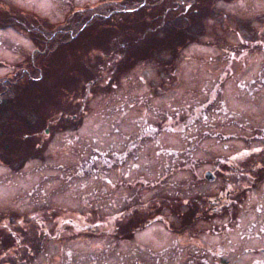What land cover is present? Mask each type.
Here are the masks:
<instances>
[{"label":"rangeland","instance_id":"rangeland-1","mask_svg":"<svg viewBox=\"0 0 264 264\" xmlns=\"http://www.w3.org/2000/svg\"><path fill=\"white\" fill-rule=\"evenodd\" d=\"M171 1L0 0V83L23 72L41 84L17 113L35 129H22L30 148L0 161V264H197L186 258L221 239L241 253L264 224V179L235 190L215 170L261 152L259 130L237 122L264 115V86L248 84L264 76V46L243 45L264 40V0ZM153 205L165 210L128 236L119 220ZM22 238L39 252L14 255Z\"/></svg>","mask_w":264,"mask_h":264},{"label":"trees","instance_id":"trees-1","mask_svg":"<svg viewBox=\"0 0 264 264\" xmlns=\"http://www.w3.org/2000/svg\"><path fill=\"white\" fill-rule=\"evenodd\" d=\"M105 20H109V18L105 19ZM86 23H88V21ZM119 23H121V22H119ZM119 23L111 26V28L104 25L102 27V29L103 30L118 31V29H120ZM79 31H82L81 28H79ZM67 35L68 34H65L62 37H65ZM69 43H65L64 45L69 44ZM58 60H59L58 61V68L61 67V64H63V66H64L63 74L62 75L59 74L61 79H62V77H64V75H66L68 78L72 79V77L70 75H68L72 69L70 70L68 68V66H67V68H65V57L63 56L62 58H58ZM38 63L41 65V71L45 72V70H47L48 67L50 70L52 69V72L55 71V69H54L55 66L52 68V64L50 63V60L45 62V64L48 63L47 64L48 67L44 66L43 59H41ZM22 73H18L17 75L15 74L13 79L10 78V80H7L3 84L0 83V161H2L4 159H8L9 156H14V155L18 154L19 152H21L22 155H24L27 152L28 148H30V147H28L27 149L25 148V142L28 140L25 138L27 135L22 134V132H23L22 129H28L30 131L31 130L35 131L34 127L32 125H30L28 122H26L25 117H22L21 115H18L17 113H19L20 108L22 109L23 101L26 99V97L28 95L33 94L34 97H36V94H37L38 90L40 89L41 84L38 81H35L33 79L28 78V76H25ZM43 74H46V73H43ZM26 89H27V92H25ZM9 112H14L15 114L18 115L17 116L15 114H12V115H15L14 118L17 117L16 121L14 119L13 126H8V125L2 124V121L8 120V118L11 119L10 117H8ZM28 145H29V143H28ZM245 171L247 173H249V170H245ZM228 179H230V178H228ZM230 183H231L230 186H232L236 190L242 183H244V181L230 179ZM153 206H154V208L152 209L153 211L152 210L151 211H149V210L142 211L141 210L140 212L136 211L134 213L131 210L126 214L125 217H123L121 220H119V223H122L125 227L127 224L130 226H133L130 228V232H129L128 236H132V235H134L135 232L139 231L142 228L143 223L147 222V219L149 220L152 217L151 213H153V214L155 213V216H159V214L161 213V210H163V208H164L163 206H159V207L156 205H153ZM200 208H201V210H199L200 214L198 216L202 217L201 216L202 214L206 215L208 213V211L204 212L202 210L203 206H201ZM122 224H119V225L121 226ZM119 225H118V227H119ZM114 230H115V228L113 229V231ZM126 234L120 233L118 228H116V231L114 232V236L117 237L118 239H122ZM22 239H24V238H22ZM40 240H41V238H40ZM40 247L41 246L39 244V241L27 240L25 238L23 241L17 242V246L14 249L13 254L16 256H18L20 253L26 255L27 253L29 254L30 251L33 252L35 249H39ZM16 261L17 260L13 261L14 264L16 263Z\"/></svg>","mask_w":264,"mask_h":264},{"label":"flooded vegetation","instance_id":"flooded-vegetation-1","mask_svg":"<svg viewBox=\"0 0 264 264\" xmlns=\"http://www.w3.org/2000/svg\"><path fill=\"white\" fill-rule=\"evenodd\" d=\"M229 2L232 3L234 5V8L236 9V6L238 3H241L243 5H252L253 2L257 1V0H209V2ZM170 4L172 5H179L181 6V1L180 0H172L170 2ZM189 5V3H188ZM166 10H170L168 8H166ZM264 15V14H263ZM263 19V18H262ZM257 25L263 26V24H261V20H257L254 25H250L251 27L248 28V32L250 30H253L251 32L250 36H253V32H255ZM263 35V34H262ZM264 37V35H263ZM242 43V41H241ZM244 46H248V50L251 48H254L255 46H264V40L261 39H255L250 37L246 43L243 42ZM264 70V68H263ZM262 70V71H263ZM261 76H258V80H248L249 83L248 84H259L264 86V76H262V73L260 74ZM245 81V80H244ZM257 81V82H256ZM261 81V82H260ZM243 82V81H242ZM264 95V93H263ZM233 117V116H231ZM246 119L247 121H245V124H240L238 123V126L241 128H247L248 125L250 123V121L252 122V124L250 125V130L251 133H254V131H257V134L260 135V138L258 136H254L257 142V146L254 147V149H258L261 151H264V115L260 116L259 114H248L246 115ZM232 123H234V120L231 121ZM255 123H263V126L259 129H251V126H253ZM262 139L263 144H261L259 142V140ZM247 146H251V145H247ZM260 148V149H259ZM234 160H228L226 162L220 161V166L216 167V171L219 172V174L221 176L225 177V172L227 167H229L231 169V173L230 175H233L234 177L237 178V180H242V178L247 179V180H259V178H263L264 179V154L261 155L259 153V151L255 152V154L249 152V154L246 157H240V159H236L233 158ZM236 159V161H235ZM245 170H249V173L245 176H243ZM233 172V173H232ZM225 199H228V195L225 196ZM214 203L216 204L217 201H214ZM225 207H227L225 205ZM223 209L221 206H219V208L217 209H211L212 212H215L217 210ZM233 209V208H232ZM222 211V210H221ZM261 211V210H260ZM236 223L235 228L238 230L240 229V222L239 219L235 218ZM230 224H232L231 222H229ZM224 224V228L226 229L225 231L228 232L230 230V227L226 226L225 223ZM261 224H259V229H252L251 227H249V231L248 233L250 235H248V237L246 236H241V239L246 240L248 239L249 241V245L244 248L241 253H239V250L241 248V242H233L232 240L229 239V241L226 243L230 248H229V252H220L219 248L226 250V248L222 247L221 244V240L218 242V252H214L211 253L209 252L210 249H208V252H205V254H195L193 255V259H190V256L186 258V261H188L189 263L191 261H195L197 264H255L256 261H261L264 260V234L262 235V233H264V224L262 226H260ZM256 226V225H254ZM233 234H236L235 231L232 232ZM242 233H246L241 232ZM221 246V247H220ZM255 258V259H252ZM241 260V262L239 263V261Z\"/></svg>","mask_w":264,"mask_h":264},{"label":"water","instance_id":"water-1","mask_svg":"<svg viewBox=\"0 0 264 264\" xmlns=\"http://www.w3.org/2000/svg\"><path fill=\"white\" fill-rule=\"evenodd\" d=\"M206 179L208 180V181H213V176L210 174V173H208V174H206Z\"/></svg>","mask_w":264,"mask_h":264}]
</instances>
